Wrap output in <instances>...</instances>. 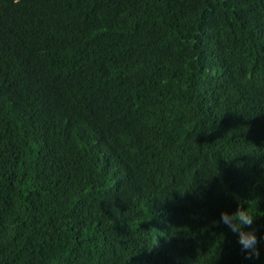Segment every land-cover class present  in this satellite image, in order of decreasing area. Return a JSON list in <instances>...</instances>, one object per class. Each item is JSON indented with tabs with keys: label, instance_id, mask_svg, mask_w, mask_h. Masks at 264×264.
I'll return each mask as SVG.
<instances>
[{
	"label": "trees",
	"instance_id": "1",
	"mask_svg": "<svg viewBox=\"0 0 264 264\" xmlns=\"http://www.w3.org/2000/svg\"><path fill=\"white\" fill-rule=\"evenodd\" d=\"M264 264V0H0V264Z\"/></svg>",
	"mask_w": 264,
	"mask_h": 264
},
{
	"label": "clouds",
	"instance_id": "2",
	"mask_svg": "<svg viewBox=\"0 0 264 264\" xmlns=\"http://www.w3.org/2000/svg\"><path fill=\"white\" fill-rule=\"evenodd\" d=\"M220 222L232 234V239L238 246L242 264H260L258 254L260 245L251 236L254 225L249 214L240 208L231 213L221 212Z\"/></svg>",
	"mask_w": 264,
	"mask_h": 264
}]
</instances>
